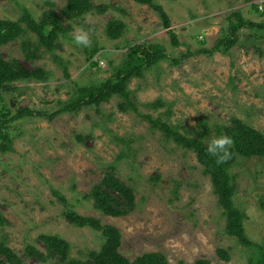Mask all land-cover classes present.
<instances>
[{"label":"rangeland","instance_id":"1","mask_svg":"<svg viewBox=\"0 0 264 264\" xmlns=\"http://www.w3.org/2000/svg\"><path fill=\"white\" fill-rule=\"evenodd\" d=\"M15 1L29 9L37 21L48 10L47 0ZM15 1L0 0L1 20L19 18ZM51 1L55 15L60 16L67 0ZM154 1L165 11L169 28H164L152 8L132 0H92L94 6H105V11L92 12L90 20L84 17L73 24L62 20L68 34L60 35L61 48L54 53L41 49L39 59L26 60L21 38L1 47L2 58L15 60L27 71L41 69L47 80L12 84L16 90L0 93V106L8 107L11 116L20 109L52 114L78 88H89L109 77V61L116 65L132 48L157 43L169 59L146 70L143 78L130 81L128 90L137 105L161 98L172 104L170 123L181 128L199 129L202 121L211 129L227 127L236 118L264 134V42L257 43L258 54L252 48V32L242 30L240 42L227 53H198L225 36L226 18L232 12L263 23L264 11L257 13L251 5L264 10V0ZM112 20L124 24L117 40L106 36L107 23ZM75 27L89 33V47L72 42L70 34ZM28 36L35 40L33 33ZM94 48L99 50L91 61H98L99 72L89 67L88 54ZM117 101L114 97L98 108L59 114L52 121L24 117L8 123L5 131L11 137L12 150L0 153V213L7 221L2 232L8 247L24 264H55V260L40 263L28 259L23 252L30 245L45 254L39 237L57 235L68 242L70 258L85 260L88 252L100 249L102 237L90 228L70 225L63 216L70 209L118 229L120 252L129 260L161 253L169 264H247L255 250L225 235L222 209L195 155L165 142L133 113H120ZM140 111L151 113L142 107ZM119 138L128 141L130 150ZM120 147L126 158L118 162ZM111 164L116 168L114 176L132 187L136 201V207L119 218L103 216L88 199L91 187L109 173ZM232 173L238 181L233 200L246 214V236L264 247V211L259 206L260 200L264 201V160L240 158ZM219 250L228 254V261L217 255Z\"/></svg>","mask_w":264,"mask_h":264},{"label":"trees","instance_id":"2","mask_svg":"<svg viewBox=\"0 0 264 264\" xmlns=\"http://www.w3.org/2000/svg\"><path fill=\"white\" fill-rule=\"evenodd\" d=\"M132 1L152 8L162 20L164 28H169L170 24L165 11L154 0ZM14 4L18 8L20 16L15 21L0 19V48L21 38L23 56L26 60L39 59L41 49L51 54L61 48L60 35L66 37L68 34V28H63L62 20L73 24L79 19H84L85 14L92 12L101 14L106 9L105 6H94L92 0H67L65 6L61 9V15L56 16L53 11V2L47 0L45 6L48 7V10H44L37 21V18L25 6L19 5L16 1ZM251 8L255 12L263 14L264 10L260 11L258 5L252 4ZM226 21L225 36L217 39L211 48L200 49L199 54L211 56L218 52L227 53L240 42L239 33L242 30L252 32L251 38L254 39L252 48L255 52L261 54L257 43L264 42V22L256 24L248 21L239 11L232 12L226 18ZM123 29L124 24L122 22L112 20L107 23L106 36L111 40H117L123 33ZM30 33L34 34L35 40L28 36ZM169 33L172 35L174 46H178L175 35L172 31H169ZM200 43L202 44V42ZM98 50V48H94L88 54L89 67L95 68L97 72L101 71L98 61L91 60ZM167 59H169V56L164 53L162 46L157 43L138 45L132 48L118 64H113V61L108 62L111 73L109 77L89 88H78L67 102L59 103V108L52 114L20 109L11 116L12 113L8 107L0 106V153L12 150L11 137L5 131L9 122L24 117H39L52 121L59 114H77L82 108L91 106L98 108L101 104L107 103L116 97L118 99L117 109L120 113H133L146 122L150 130L158 132L165 142L173 143L183 151L195 155L203 176L210 182L217 205L222 209V215L225 218V235L236 240L238 244L244 247H252L255 250L247 264H264V247L253 243L247 238L244 226L246 214L243 210L237 208L234 203L233 197L237 192L238 181L237 175L232 173L233 167L240 158L264 160V134L236 118L231 120V126H215L212 127L213 130L205 121L200 123L199 129L181 128L170 123L172 104H167L161 98L151 103L137 105L136 98L128 90L130 81L135 78H143L146 70L153 69L161 61ZM64 75L66 78L69 77L66 69H64ZM45 80H47V75L43 70L27 71L15 60L7 61L0 56V93L10 89L16 90V88L10 87L15 83L26 81L44 82ZM140 107L150 110L151 113L141 112ZM162 108L165 109L163 113H159L157 117H154L153 114H156ZM9 117L10 119H7ZM212 131L214 132L213 135ZM221 135L231 137L234 144L230 149L231 159L224 164H217L216 158L210 156L206 149L211 141V136L216 138ZM78 139L80 142L83 141L80 136H78ZM117 140L129 149L128 141L123 138ZM122 148L120 147L116 159L118 162L126 158V152ZM109 166V173L91 187L88 199L93 201L95 209L103 216L119 218L126 216L129 209L135 208L136 201L132 187L114 176L116 170L114 164ZM115 195L118 197H115ZM58 197L62 204L67 205L64 198L60 197L59 194ZM259 206L264 211L263 200H260ZM63 216L74 227L90 228L99 232L102 237L100 249L88 252L85 260L72 259L70 258L68 242L57 235H41L39 239L44 244L46 253H41L28 245L23 252L26 258L34 259L40 263L55 260V264H169L167 258L161 253L143 254L134 260H129L120 252L121 234L118 229L110 225H102L98 219L91 216H82L70 209L64 211ZM6 224L7 221L0 213V264H24L21 258L8 247L7 237L2 232L5 230ZM217 255L225 261L229 260L228 254L223 250L217 251ZM196 264H207V261H197Z\"/></svg>","mask_w":264,"mask_h":264},{"label":"clouds","instance_id":"3","mask_svg":"<svg viewBox=\"0 0 264 264\" xmlns=\"http://www.w3.org/2000/svg\"><path fill=\"white\" fill-rule=\"evenodd\" d=\"M85 17H86V21L90 20V14H85ZM70 36L72 42L77 46L89 47L91 44L89 33L85 31L83 27H75L73 32L70 34ZM233 144L234 141L231 137L221 135L219 137L212 139L208 143L206 151L210 156L216 158L217 164H224L229 159H231L232 153L230 149L233 146Z\"/></svg>","mask_w":264,"mask_h":264},{"label":"built area","instance_id":"4","mask_svg":"<svg viewBox=\"0 0 264 264\" xmlns=\"http://www.w3.org/2000/svg\"><path fill=\"white\" fill-rule=\"evenodd\" d=\"M100 64H103L102 62H100Z\"/></svg>","mask_w":264,"mask_h":264}]
</instances>
